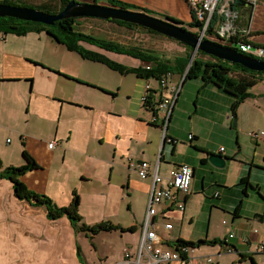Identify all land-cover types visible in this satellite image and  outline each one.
<instances>
[{
  "label": "crops",
  "instance_id": "obj_1",
  "mask_svg": "<svg viewBox=\"0 0 264 264\" xmlns=\"http://www.w3.org/2000/svg\"><path fill=\"white\" fill-rule=\"evenodd\" d=\"M117 1L184 24L192 21L184 0ZM263 20L264 14L252 20L253 33H264V25L258 26ZM251 39L264 44V34ZM91 49L128 68L144 66L137 59L138 64L125 65L112 58L119 54ZM164 81L161 87L158 80L85 60L45 33L0 34L3 167L24 165L25 150L37 164L20 178L30 191L58 207L69 206L76 195L81 224L134 229L90 238L65 217L48 220L45 207L17 199L12 185L0 179V264H134L153 185L150 175L165 178L182 164L193 170L188 194L174 196L185 202L184 211L174 202L162 203L149 228L163 248H174L179 239L221 242L232 234L233 251L225 252L223 244L187 247L184 258L170 264H264V253H255L264 240V138L251 132L261 127L252 123L264 118V92L250 90L233 119L234 98L213 84L179 75ZM171 93L172 111L159 110L161 99ZM144 94L155 113L142 103ZM51 141L56 145L49 149ZM211 154L225 157V166H212ZM129 161L147 162L149 176L141 178ZM165 223L172 228L164 229ZM105 239L108 247L99 248Z\"/></svg>",
  "mask_w": 264,
  "mask_h": 264
},
{
  "label": "trees",
  "instance_id": "obj_2",
  "mask_svg": "<svg viewBox=\"0 0 264 264\" xmlns=\"http://www.w3.org/2000/svg\"><path fill=\"white\" fill-rule=\"evenodd\" d=\"M70 0H49L39 3L38 5H32L26 0H0V4H6L18 7H30L40 10L47 14H58L64 6ZM107 6L114 8L132 10L144 12L150 16H154L160 19L167 20L183 29L184 26L191 28L201 29V22L197 21L195 16L191 13L192 21L191 23L184 24L180 21L174 20L170 17L159 15L153 13L146 9L139 10L136 7L123 3L117 0H105ZM94 4H96L94 2ZM245 6L244 0H234L232 6L233 9ZM223 18L220 17V20ZM78 19H64L56 21L53 25L47 26L40 23L28 22L23 20H18L15 18L0 17V34L3 35H16L24 36L28 33H45L49 35L53 40L59 44L65 46L69 51L77 53L85 60H89L96 63H101L108 67L109 69L116 71L120 74H134L137 77L145 80H165L170 75L184 76L185 79L201 78L203 82L210 83L221 89L224 93L232 96L234 98L233 103L230 107L231 116L233 119L236 117V112L239 105L251 96L250 90L258 86L264 80V72H254L250 71L239 64H231L226 61L216 59L212 56L206 55L201 52H196L195 56L188 66L189 59L192 54V49L184 46L183 53L179 54L174 60H169L163 55H157L155 52L141 48L136 45H123L118 42L107 40L93 36L89 33L79 31L75 28L76 21ZM105 22L113 23L118 27H123L127 30L136 31L142 29L153 35H159L153 31L144 29L142 27L121 22L107 20ZM217 25V19L213 17L210 25L203 36V39H210L216 37L215 26ZM241 25V24H239ZM197 34V33H196ZM261 32H251L252 35H262ZM240 38V35H233L230 39L231 42H235ZM245 40V38H243ZM211 40V39H210ZM213 40V39H212ZM213 42L218 43L213 40ZM180 44V43H179ZM219 44V43H218ZM111 52L119 55H124L137 59L141 61L144 66L137 68H128L115 61L110 60L104 54L94 51L91 48ZM234 50L236 48H233ZM153 101L150 96L147 97L144 106L154 113ZM170 115L168 116V118ZM25 164L22 166H9L3 167L0 160V179L8 181L12 185V190L14 196L21 200L30 203L32 206H43L46 209V217L48 220H57L59 218L65 217L74 229L83 231L88 237L93 238L100 232H111V231H133L130 228L124 230L120 227L114 226L110 223L104 222L94 226H87L81 224V219L78 214L79 200L76 195H74L71 203L67 207L56 206L48 197L44 195H38L30 191L20 180V178L28 171L37 168L35 160L25 151L22 152ZM214 244H224V240L221 242L217 241H198L196 243L183 241L181 239L177 240L174 244V248L178 249L180 247H199L201 245H214Z\"/></svg>",
  "mask_w": 264,
  "mask_h": 264
},
{
  "label": "built area",
  "instance_id": "obj_3",
  "mask_svg": "<svg viewBox=\"0 0 264 264\" xmlns=\"http://www.w3.org/2000/svg\"><path fill=\"white\" fill-rule=\"evenodd\" d=\"M245 6L233 9L234 0H185L188 5L190 13H192L196 20L201 22L200 33L202 36L205 35L210 22L213 17L217 19V25L215 26L216 37L213 39L219 44L229 47L236 48L235 50L245 56H249L255 59L264 61V44L254 43L251 39L250 33L252 18L243 20V13L250 11L258 4V0H244ZM220 17L223 19L220 20ZM241 24V25H239ZM240 35V38L235 42H231L230 39L233 35ZM245 38V40L243 39ZM161 87L165 86V81L159 80ZM149 90V85L145 86V91ZM175 93V92H174ZM174 93L170 96L164 97L159 102V110L170 109L172 102L174 101ZM177 94V93H176ZM148 95L144 94L141 98L142 103L146 102ZM255 139L264 138V133L260 132L252 135ZM193 139L192 135H188V140ZM171 142V140H168ZM173 142V141H172ZM56 145V141L48 143V148L52 149ZM220 152L223 148H220ZM129 167H135L141 178L149 176L147 162H132L129 161ZM152 178V190L150 199L148 202L147 213L142 225V236L138 245V252L135 256L134 264H170L172 262L181 261L187 251V247L174 248H163L160 245V239L157 236L153 228H149L152 218L156 215V207L162 203L171 202L175 204L178 210L184 211L185 202L175 201L174 196L181 195L186 196L189 192L191 180L193 177V170L186 164L179 165L172 168L168 175L163 178L156 172L150 175ZM173 204V205H174ZM163 228L170 230L172 225L165 223ZM233 237L229 234L224 239V251L232 252L233 248L228 245V241ZM255 253H264V240L261 241L256 247ZM130 253L124 252V258L129 259ZM189 263L194 264L193 260ZM125 264V263H116Z\"/></svg>",
  "mask_w": 264,
  "mask_h": 264
},
{
  "label": "water",
  "instance_id": "obj_4",
  "mask_svg": "<svg viewBox=\"0 0 264 264\" xmlns=\"http://www.w3.org/2000/svg\"><path fill=\"white\" fill-rule=\"evenodd\" d=\"M0 17H10L47 26L64 19L91 18L103 21H121L153 31L192 49L188 66L192 62L195 53L199 51L231 64H239L250 71L264 72V61L242 55L232 48L203 39L201 33L189 32L167 20L150 16L144 12L114 8L107 5L84 4L70 0L58 14L54 15L30 7L0 4ZM184 79L185 75L183 76ZM172 108L173 106L170 107L169 111H172ZM233 126H235V122ZM208 161L215 168H223L226 158L220 154H211Z\"/></svg>",
  "mask_w": 264,
  "mask_h": 264
},
{
  "label": "rangeland",
  "instance_id": "obj_5",
  "mask_svg": "<svg viewBox=\"0 0 264 264\" xmlns=\"http://www.w3.org/2000/svg\"><path fill=\"white\" fill-rule=\"evenodd\" d=\"M44 1H49V0H26V2L32 4V5H38L41 2ZM54 1V0H52ZM78 3H84V4H94V2L98 5H107L105 2L101 1V0H75ZM185 1V0H184ZM188 11L189 7L188 5L185 3ZM143 8H151L149 6H144ZM259 9V10H258ZM264 10V0H258V4L256 7L250 9V11H246L243 13V20L252 18L253 22L256 20L257 18V14H264L263 12ZM181 22V21H180ZM183 23V22H182ZM264 23V20L263 22ZM264 24H260L258 26H263ZM264 27V26H263ZM75 28L79 31L85 32V33H89L91 35L94 36H100L102 38H111L117 42H120L122 44H130L132 45H136L139 46L141 48L150 50L155 52L157 55H163L164 57L168 58L169 60H174L175 58H177L179 56V54L183 53L184 51V46L182 44H179L178 42L171 40L169 38H166L164 36L161 35H153L148 33L145 30L142 29H138L136 31H132V30H127L124 28H120L117 27L114 24L105 22L103 20H98V19H91V18H81L78 19L76 21V25ZM184 28L189 31V32H194V33H200L201 31L196 29V28H191L188 26H184ZM254 28L253 24H252V29ZM211 41H213L212 39H215L214 37L210 38ZM208 39V40H210ZM113 59H115L116 61H119L125 65H136L138 64V62L135 59H131L125 56H119V55H113L112 56ZM141 62V61H140ZM95 65V64H94ZM97 65V64H96ZM95 65V66H96ZM118 77V76H117ZM120 79V78H118ZM117 80V79H116ZM262 91L264 92V80L255 88H252L251 91ZM264 108V105H263ZM260 124V128L258 130H253L251 132H263L264 133V118H257V120H255L252 123V127H256L259 126ZM9 140H12V136H8L6 137ZM15 142H16V138H15ZM108 239V238H107ZM105 239L102 243L98 242L97 245L99 248L106 249L108 247V240ZM90 257H93L92 254H90Z\"/></svg>",
  "mask_w": 264,
  "mask_h": 264
}]
</instances>
